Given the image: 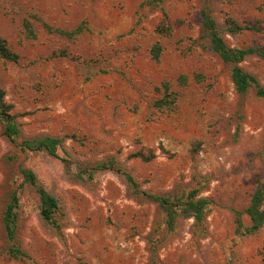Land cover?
<instances>
[{"label":"rangeland","instance_id":"1","mask_svg":"<svg viewBox=\"0 0 264 264\" xmlns=\"http://www.w3.org/2000/svg\"><path fill=\"white\" fill-rule=\"evenodd\" d=\"M147 1L0 0V37L19 57L0 60V90L19 126L12 142L0 123V264H264V225L238 236L233 224L264 183V99L235 92L200 17L206 7L229 48L264 46V0ZM164 14L172 35L158 39ZM226 16L259 31L227 34ZM43 24L87 30L68 39ZM157 41L163 53L155 63L149 50ZM240 67L264 88V61L250 55ZM179 75L186 87L176 84ZM162 81L178 94L172 111L152 107ZM44 136L62 139L56 157L21 151L22 140ZM147 151L150 162L128 159ZM110 158L147 193L182 198L197 190L210 201L203 220L179 212L168 231L161 207L133 194L121 174L91 172ZM20 168L58 201V230L23 185L16 239L28 259L15 261L6 255L1 217ZM241 220L250 224L245 214Z\"/></svg>","mask_w":264,"mask_h":264},{"label":"trees","instance_id":"2","mask_svg":"<svg viewBox=\"0 0 264 264\" xmlns=\"http://www.w3.org/2000/svg\"><path fill=\"white\" fill-rule=\"evenodd\" d=\"M160 0H150L145 2V5H152V3L159 2ZM201 25L208 39L209 47L219 59L230 66V80L237 94L243 95L248 90H252L254 95L258 98L264 99V88L258 83L257 79L245 72L240 64L250 55H255L259 60L264 61V46L248 47L245 49L229 48L224 43L221 32L217 27L216 21L211 16L210 11L203 7L200 11ZM23 27L27 38L35 39L36 33L31 28L28 21L23 22ZM43 28L48 33H55L66 37L68 39L74 38L78 34L87 30L84 24L79 25L72 31H63L54 29L47 24H43ZM224 31L230 35H237L243 32H258L256 24L253 25H239L230 16L225 18ZM154 34L158 39L169 38L172 35V27L167 20V16L163 15L162 22L155 27ZM163 53V48L159 41L155 42L150 50V59L158 63ZM59 56H64V52ZM0 60L4 62L17 63L19 57L13 53L6 41L0 37ZM199 75L194 76L195 82L202 81ZM176 84L180 87L188 85V78L185 75H179L176 79ZM161 92L159 99L152 103V107L158 111H172L176 107L178 94L172 90L169 81H162L157 88ZM11 106L4 101V92L0 90V123L2 124V136L14 142L19 136V126L15 121V117L11 114ZM62 139L57 137L44 136L39 138L24 139L20 142L21 151L25 152H45L49 156L56 157V150L60 146ZM128 159H138L141 162H150L154 159L151 151L147 153L136 152L128 156ZM112 170L121 174L127 182L132 193L141 195L144 198L158 204L164 216V225L168 231H172L175 226V220L179 212H185L194 219L196 223L203 220L207 207L210 201L198 196L197 190H191L184 194L182 198L161 196L147 193L140 190L139 184L134 178L124 171L115 161L110 158L107 161L97 163L91 172ZM19 173L21 176V183L14 189L8 196V200L2 211V232L4 239L7 243L6 255L9 259L15 261H24L28 259V255L23 251L20 244L16 239L17 232V208H18V190L23 185L32 187L39 199V215L41 219L58 230V226L54 220V216L58 211V201L49 194L37 182L35 174L27 168H20ZM92 173L88 174L91 178ZM245 214L250 221L248 226H245L241 220V216ZM234 233L238 236H250L256 234L264 225V183H259L252 192L249 204L244 212H235L234 215Z\"/></svg>","mask_w":264,"mask_h":264}]
</instances>
